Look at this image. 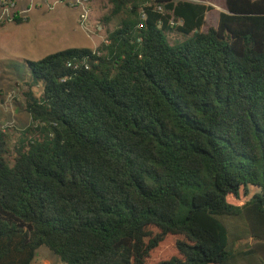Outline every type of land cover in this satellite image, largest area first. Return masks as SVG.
Segmentation results:
<instances>
[{
  "label": "trees",
  "instance_id": "1",
  "mask_svg": "<svg viewBox=\"0 0 264 264\" xmlns=\"http://www.w3.org/2000/svg\"><path fill=\"white\" fill-rule=\"evenodd\" d=\"M106 1L0 122V264H264V0Z\"/></svg>",
  "mask_w": 264,
  "mask_h": 264
},
{
  "label": "rangeland",
  "instance_id": "2",
  "mask_svg": "<svg viewBox=\"0 0 264 264\" xmlns=\"http://www.w3.org/2000/svg\"><path fill=\"white\" fill-rule=\"evenodd\" d=\"M175 1L199 3L212 8V11L206 15V27L203 28V32H206L207 28L215 27L219 14L225 12V0ZM56 3L69 8L65 0H13L11 2L0 0V122L3 127L23 130L30 124V117L24 110L23 98L25 83L30 78L26 62L38 61L62 50L60 46L47 45L42 32L38 30L40 19L45 15L41 9L47 8L50 12L51 7H54ZM88 6L91 10L89 21L86 26H81L77 39L71 41L69 47L95 49L113 30V25L102 24V19L110 11L106 0L88 1ZM77 12L79 13L80 10ZM51 15L55 16L56 13L53 12ZM16 18L27 19V23L16 25L14 22ZM99 26L103 28L102 32L96 30ZM15 33L19 37V43L12 48L2 46L3 42L9 41ZM168 38L171 42L178 39L175 35L170 37L168 35ZM183 40L184 38L179 36V41ZM36 92L39 93V90ZM33 264L62 263L50 251L41 248L36 252Z\"/></svg>",
  "mask_w": 264,
  "mask_h": 264
},
{
  "label": "crops",
  "instance_id": "3",
  "mask_svg": "<svg viewBox=\"0 0 264 264\" xmlns=\"http://www.w3.org/2000/svg\"><path fill=\"white\" fill-rule=\"evenodd\" d=\"M41 11L44 12L45 15L40 19L38 30L39 32H42L45 43L47 45L62 47V50L60 51L73 48L69 47V45L71 41L77 39L80 32L79 29L82 28L78 24V12L76 10L57 5V3L54 7H51L50 12L47 8L41 9ZM53 12L56 13L55 16L51 15ZM83 34L85 35V32ZM7 36L9 35L7 34ZM18 39L19 37H17V33H15L14 37H10L9 41L3 42L2 46L12 48L14 45L19 43Z\"/></svg>",
  "mask_w": 264,
  "mask_h": 264
},
{
  "label": "built area",
  "instance_id": "4",
  "mask_svg": "<svg viewBox=\"0 0 264 264\" xmlns=\"http://www.w3.org/2000/svg\"><path fill=\"white\" fill-rule=\"evenodd\" d=\"M67 3V6L71 9L77 10L80 12L78 13V24L80 26H86V24L89 21L90 16V8L88 6V0H65ZM96 30L98 32H102L103 28L101 26L97 27ZM104 43H107L106 40H103ZM69 66H71L69 64Z\"/></svg>",
  "mask_w": 264,
  "mask_h": 264
},
{
  "label": "flooded vegetation",
  "instance_id": "5",
  "mask_svg": "<svg viewBox=\"0 0 264 264\" xmlns=\"http://www.w3.org/2000/svg\"><path fill=\"white\" fill-rule=\"evenodd\" d=\"M2 1V0H1ZM10 2L13 1V0H9Z\"/></svg>",
  "mask_w": 264,
  "mask_h": 264
}]
</instances>
